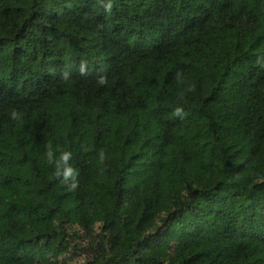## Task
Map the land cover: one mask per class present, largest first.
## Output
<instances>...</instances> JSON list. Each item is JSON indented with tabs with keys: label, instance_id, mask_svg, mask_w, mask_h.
Instances as JSON below:
<instances>
[{
	"label": "trees",
	"instance_id": "1",
	"mask_svg": "<svg viewBox=\"0 0 264 264\" xmlns=\"http://www.w3.org/2000/svg\"><path fill=\"white\" fill-rule=\"evenodd\" d=\"M0 264H264V0H0Z\"/></svg>",
	"mask_w": 264,
	"mask_h": 264
}]
</instances>
